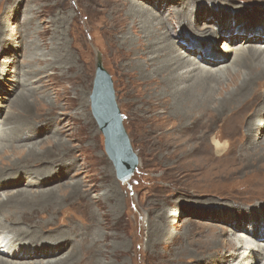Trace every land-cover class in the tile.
<instances>
[{"label":"rangeland","instance_id":"374dc122","mask_svg":"<svg viewBox=\"0 0 264 264\" xmlns=\"http://www.w3.org/2000/svg\"><path fill=\"white\" fill-rule=\"evenodd\" d=\"M197 1L205 3L204 0ZM222 1L216 6L204 4V7L209 6L208 9L218 14L227 10L224 4L228 3L241 8L245 5L262 6L259 0ZM166 2L0 0V66L12 60L10 72L3 79L5 86L2 95L7 97L3 103L14 102L22 89L26 96L27 122L35 119H49L52 122L42 123L38 133L33 131L37 135L28 134L32 142H36L34 146L40 151L41 159L39 156L34 159L30 157L21 163L19 156L11 151L0 153V171L11 172L12 165L26 171L22 172L19 180L10 181L14 185L0 190V197L23 189L30 192L51 191L55 195L50 200H44L35 193L23 208L3 201L6 206L0 213L12 219L11 211L13 219L21 218L18 227H14L29 231L31 236L38 234L34 239L38 246L52 244L53 238L56 243H65L59 254L50 258L52 260L69 256V261L73 260L69 264H183L184 261L190 264L191 258L200 257L212 263L215 258L211 257L213 254L209 258L208 253L220 248L215 245L204 248L200 243L214 236H207V233L218 230L224 233L225 227L236 224L224 218L228 204L234 207L247 205L249 201L251 205L248 207L251 209L255 203L254 196L264 198V167L260 168L264 166V160L256 159L254 149H249V143L244 141L249 120L254 116L252 110L264 98V80L252 85L251 89L254 86L257 88L243 101V105L230 112L238 116L243 114V122L238 121V116H234V120L224 121L230 114L227 111L235 106L232 105L231 109H225L220 118L213 120L207 121L204 112L207 128L203 130L198 128L200 119L197 117L192 119L191 124L182 125V133L172 136L181 140L189 138L188 148L192 145L190 152L184 148L172 151L146 146L148 136L142 135V125L133 116L132 105L123 90L127 82L135 86L136 76L139 75L137 68L142 62L138 57L141 49L137 48V37L130 30V24L123 30L122 20L137 5L155 10L160 6L161 17H168L171 13L169 23H175L173 17L183 9L176 6L175 10L168 6L170 11H163ZM206 12H203L204 17H207ZM132 15L131 20L138 25L137 14L134 12ZM207 26L211 32L210 26ZM172 30L174 37L180 33L177 29ZM125 31L134 52L132 60H128L129 64L132 62L129 69L122 67L127 59L122 58L123 52L120 50L122 33ZM205 33L204 36H207L208 32ZM185 36L190 44H200L196 37ZM176 39L174 44L179 46ZM14 42H19L21 49L14 52L12 57L5 55L2 47ZM223 44L224 38H220L211 47L220 50ZM196 55L198 53L194 52L190 57L196 58ZM98 56L112 77L122 123L138 156V166L125 183L116 176L90 108L89 96ZM22 74L28 77L26 85L24 82L12 90L13 83ZM255 117L254 121L258 119ZM222 121L225 123L221 124ZM164 126L167 128V125ZM229 129L232 131L228 132ZM202 132L204 136H201ZM214 133L223 134L229 140V147L220 156H216L209 145ZM163 139L160 137V140ZM23 143V139L15 141L17 145ZM203 143L206 151L210 147L211 153L201 151ZM221 159L226 160L217 161ZM68 162L71 166H68L69 174L64 173L63 169L58 173V179L51 178L49 183L40 187L26 185V176L47 178L48 174L52 176L47 173L49 170ZM193 206L197 208L193 209ZM170 211L175 215L167 217ZM199 234L204 238H200ZM12 238L16 239L14 236ZM38 238L47 244L36 242ZM260 239L256 241L261 242ZM34 260L46 261L45 258Z\"/></svg>","mask_w":264,"mask_h":264},{"label":"bare ground","instance_id":"6f19581e","mask_svg":"<svg viewBox=\"0 0 264 264\" xmlns=\"http://www.w3.org/2000/svg\"><path fill=\"white\" fill-rule=\"evenodd\" d=\"M166 1L163 11L166 9L170 11V7L175 9L176 6L178 9H183L180 12L177 11V15L173 17L176 20L175 23H169L170 12L168 17L164 15L161 17L162 7L160 6L155 10L148 7L145 9L137 5L129 11L130 15L126 13L122 20L123 30H126L128 27L126 25L130 24V30L137 37V48L141 49L140 52L138 51V57L142 59L141 65H138L137 68L139 69V75L136 76L135 86L128 85L127 82V86L123 87V90L132 105L133 116L142 125V135L148 136L147 147L172 151L184 148V150L190 152L192 145L188 148L187 140L189 138L181 140L172 136L182 133V125L191 124L192 119L197 117L198 120L200 119L198 128H202V130L207 128L206 123L204 124V112L207 121L216 117L220 118L225 113V109L235 105L227 111V113L232 112L257 88V86H254L251 89V86L260 80H264V0H259L262 6L245 5L241 8L230 3L224 4L227 10L218 14H214L215 11L208 9L209 6L204 7V4L216 6L217 3L223 2L222 0H204V4L197 0ZM250 1L257 2V0ZM134 12L138 17V25L135 20H131ZM203 12H206L207 17H204ZM182 13L183 16L178 15ZM207 25L210 26L209 28L213 33L209 32ZM173 28L180 32L176 37H174ZM205 32H208L207 36H204ZM40 35H42L41 32ZM185 35L196 37L200 40V44H190ZM220 38H224V44L220 47V50L212 49L211 45L216 44ZM174 39L177 40L178 45L183 50L174 44ZM130 43V37L127 36L125 31L122 33L120 50L123 52L122 58L127 59L124 60L122 67L127 69L132 65V62L129 64L128 60H132L134 56ZM2 48L5 55L12 57L11 55H14L16 51L18 52L21 46L19 42H14L13 45H5ZM194 52L198 53L196 58L190 57ZM214 63L218 65L212 66ZM10 64H12L11 59L5 61L4 66H0V153L11 151L19 156L18 161L21 163L30 157L34 159L39 156L41 159L40 151L34 146L36 142H32L28 134L37 135L36 133L40 131L42 123L51 121L49 119L48 121L47 119L44 121L35 119L33 120L35 122H27L25 116L27 110L26 96L22 89L19 98H16L14 102L3 103V101H7V97L2 95L5 86L3 79L10 72ZM135 67L137 66L135 65ZM26 78L28 77L22 74L13 83L11 89L14 90L16 86H21L24 82L26 85ZM252 112H254V116L249 120L244 135L246 140L244 141L249 143V149H254L256 159L264 160V98ZM234 116L238 115L235 112L227 114L224 121L234 120ZM255 116L258 117L256 121H254ZM238 117V121L243 122V114ZM172 120L177 121L168 125L167 123ZM224 121L221 124L225 123ZM25 122L27 123L25 124ZM164 125H167V128ZM33 131L36 133H33ZM231 131L232 129H229L228 132ZM201 136H204V132ZM160 137H164V139L160 140ZM19 139H23L25 143L15 144V141ZM209 145L215 155L220 156L229 147V140L223 134L214 133L209 139ZM201 148V151L211 153L210 147L209 151L205 150L204 143ZM224 160L226 159L217 161ZM55 165L57 164H52V166ZM68 166H70L69 162L55 169L47 170V173L52 175L49 176L48 174L47 178H39L35 175L26 176L28 179L26 185L40 187L45 183H49L48 180L51 178L58 179L56 177L63 169H65L63 170L64 173L69 174L71 166ZM224 166L226 167V165ZM22 172L26 171H20V168H15L13 165L11 166V172L0 171V190L14 185L10 181L19 180ZM56 172L57 174H55ZM35 193H38V198L42 196L44 200H50L55 196L51 191L45 193L30 192L29 189L17 190L10 195H6V197H0V210L6 206L3 201L11 204L15 203L14 207L22 206L23 208L25 204L30 202ZM257 197L260 199L254 196L255 203L251 209L248 207L251 205L249 201L247 205L238 204L234 207L228 204V209L225 208L227 210L223 214L224 218L235 221L236 224L225 227L224 233L219 230L209 232L210 234L207 233V236H214L200 243L203 244L204 248L211 245L220 248L219 250L215 248L214 253L213 251L208 253V257L213 254L211 257L215 259L210 263L206 262V258H191L190 264H264V198L260 195H257ZM4 198L6 199L4 200ZM54 200H57V198ZM241 202L243 201H239V203ZM261 202L263 204H259ZM194 208H197V206H193ZM9 214L12 219L4 217L0 213V264H69L73 261H69V256L54 260L50 259L52 256L59 254L65 243H56V239L53 238L50 245H36L34 239L39 235L33 234L31 236L28 234L29 231H25L23 228L17 229V224L20 223L21 218L13 219L14 216L11 211ZM169 215L172 216L175 213L171 212V214H167V217ZM9 220H11L10 223L7 222ZM15 225L16 227H14ZM13 236L16 239H13ZM199 237L204 238V235L199 234ZM258 238H261V242L256 241ZM36 242L47 244L40 238ZM38 258H45L46 261L34 260ZM183 264H185V261Z\"/></svg>","mask_w":264,"mask_h":264},{"label":"water","instance_id":"95a60500","mask_svg":"<svg viewBox=\"0 0 264 264\" xmlns=\"http://www.w3.org/2000/svg\"><path fill=\"white\" fill-rule=\"evenodd\" d=\"M92 115L103 136L104 150L112 161L117 178L128 182L138 166V156L122 123L112 77L98 56L89 96Z\"/></svg>","mask_w":264,"mask_h":264}]
</instances>
